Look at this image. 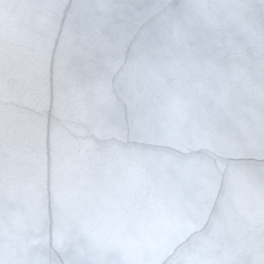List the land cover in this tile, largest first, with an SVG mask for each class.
<instances>
[{
    "label": "clouds",
    "instance_id": "obj_1",
    "mask_svg": "<svg viewBox=\"0 0 264 264\" xmlns=\"http://www.w3.org/2000/svg\"><path fill=\"white\" fill-rule=\"evenodd\" d=\"M85 8L106 21L103 47L92 44ZM40 9L38 35L57 42L55 78L40 80L38 100L29 92L12 105L46 132L37 158L60 132L143 163L100 178L98 211L76 205L73 185L66 201L46 194L12 245L16 264L37 255L43 264H92L101 254L107 264H256L264 255V0H55ZM153 10L132 33L127 22ZM64 34L70 51L59 47ZM116 206L133 227L110 222Z\"/></svg>",
    "mask_w": 264,
    "mask_h": 264
},
{
    "label": "water",
    "instance_id": "obj_2",
    "mask_svg": "<svg viewBox=\"0 0 264 264\" xmlns=\"http://www.w3.org/2000/svg\"><path fill=\"white\" fill-rule=\"evenodd\" d=\"M54 2L0 0V264H16L12 245L29 221L38 219L46 194L57 202L66 201L69 185H73L76 205L98 211L95 203L100 178L143 163L125 157L116 146L106 151L94 141H70L60 132L51 135V151L45 154L42 150L37 158L34 146L39 143L43 149L46 132L12 105L17 97L29 92L30 99L38 100L40 80L51 83L55 78L53 49L57 42L38 35L46 25L40 6ZM109 2L101 0V3ZM189 2L206 4L212 0ZM167 3L168 0H158L160 6ZM154 12L128 21L127 26L135 33ZM84 14L93 46L103 47L104 39L98 33L106 21L90 17L87 8ZM47 31L51 36L59 31V25L49 26ZM128 35L126 32L125 36ZM58 44L61 49L71 50V38L67 34L61 35ZM109 219L125 231L134 226V220L121 213L118 206ZM91 259L92 264H107V257L102 254ZM34 264H43V257L37 255ZM256 264H264V255H257Z\"/></svg>",
    "mask_w": 264,
    "mask_h": 264
}]
</instances>
